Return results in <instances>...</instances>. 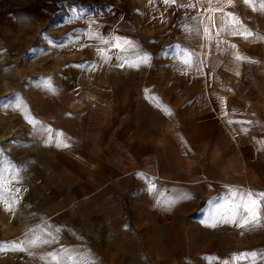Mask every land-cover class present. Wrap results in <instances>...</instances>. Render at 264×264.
Wrapping results in <instances>:
<instances>
[{
  "label": "crops",
  "instance_id": "crops-1",
  "mask_svg": "<svg viewBox=\"0 0 264 264\" xmlns=\"http://www.w3.org/2000/svg\"><path fill=\"white\" fill-rule=\"evenodd\" d=\"M253 33L247 40L232 35L238 40L236 51L220 74L205 56L200 67L182 64L173 71L183 80L172 102L167 89L153 102L156 91L129 86L119 96L94 97L78 112V123L62 103L63 112L44 119L53 132L36 141L25 176L16 183L15 214H25L21 221L32 227L46 223L59 241L79 251L83 246L73 241L94 238L97 245H107V253H136L138 239L144 244L157 230L182 262L190 254L191 264H209L205 257L228 255L232 248L239 253L264 250V220L247 228L205 223L228 187L264 192V81H245L264 74V32ZM236 53L249 60L235 59ZM219 75L239 81L224 89L212 80ZM205 78L208 84H203ZM170 110L177 111L172 118ZM57 132L70 146H56ZM49 135L52 142H46ZM150 181L155 192L148 190ZM181 194L190 199L171 207L157 203L162 196ZM147 253H152L150 242Z\"/></svg>",
  "mask_w": 264,
  "mask_h": 264
},
{
  "label": "rangeland",
  "instance_id": "rangeland-1",
  "mask_svg": "<svg viewBox=\"0 0 264 264\" xmlns=\"http://www.w3.org/2000/svg\"><path fill=\"white\" fill-rule=\"evenodd\" d=\"M185 4L194 5L201 14L187 20L188 24L178 26L180 18L175 7ZM217 9L235 13L252 32H264V12L253 11L244 0H233L232 4L228 0H175L167 4L163 0H0V148L5 164L10 162L21 169V177L25 176L24 169L29 165L33 147L45 134H38L26 116L45 125L44 119L63 112L62 103H66L64 111H73L71 116L78 123L81 116L78 112L94 103V97L104 100L112 92L119 96L129 86L140 89L148 86L156 91L152 95L153 102H159V92L167 89L168 100L172 102L183 80L176 78L173 72L183 64L181 47L199 54V59L205 56L204 60L213 69L220 70L217 72L220 74L229 66L230 54L236 51L232 45L238 40L220 31L223 13ZM186 24L194 33L191 37L186 36L190 33L185 31ZM200 26H204L206 49ZM89 31L105 37L127 38L138 45L141 54H149L151 60L137 67H120L122 61L117 57L135 59V50L123 53L112 48L111 60L105 63L97 49H107L108 45L89 39L86 36ZM209 34L217 41H208ZM201 65L194 61L192 68ZM252 72L250 70V74ZM49 78L57 90L55 93L43 86V81ZM207 80L203 79V84H208ZM212 80L224 89L239 81L236 77L221 75ZM255 80L264 81V74L245 81L250 84ZM117 87L120 90H116ZM176 112L168 111L170 117ZM252 113L258 114L257 111ZM16 185L15 182L11 185L13 191ZM24 219L25 214H15V206L12 211H6L0 204V264H45L41 257L67 247L57 239L58 242L51 245L30 249L31 254L11 250V242L23 239L33 228L30 223L21 221ZM160 233V230L152 232L153 236L144 244L138 239L135 247L138 252L132 254L107 253V245H97L94 238L78 239L73 244L83 246L80 252H91L96 264H191V255H184V258L189 256V260L186 257L182 262V256L170 251L173 247L168 249ZM148 242L152 253H147ZM236 250L232 248L228 255L218 257L226 259L239 253Z\"/></svg>",
  "mask_w": 264,
  "mask_h": 264
},
{
  "label": "snow or ice",
  "instance_id": "snow-or-ice-1",
  "mask_svg": "<svg viewBox=\"0 0 264 264\" xmlns=\"http://www.w3.org/2000/svg\"><path fill=\"white\" fill-rule=\"evenodd\" d=\"M165 4L174 3L175 0H163ZM229 4L233 3V0H228ZM244 3L252 8L253 11L264 12V0H244ZM194 6V5H191ZM223 13L222 17V27L220 31L227 32L230 35H240L245 40L249 37L255 35L251 29H248L243 25L239 16L232 12L224 13L223 9H217ZM229 18V19H225ZM185 31L191 32L192 29L185 27ZM89 39H97L100 45H108V48L98 47V54L101 56L102 60L107 63L111 60L109 51L112 48H117L120 52L128 53L130 50H135V59H129L125 56H118L117 59L122 61L119 66L124 67L125 65L129 67H137L139 64H146L151 60L149 54H141L138 45L133 41L111 35L105 37L100 35L98 32L89 31L86 33ZM212 40L213 37L209 34L207 37ZM264 40V36L260 37ZM236 48V45H232ZM181 62L187 66L192 67L194 61L197 65L202 64L203 61L199 59V54H194L192 50L186 48H180ZM235 59L241 61L249 60L248 57L236 53ZM239 75V73H237ZM43 86L47 91L55 93L57 90L52 84L51 79L43 81ZM227 114V113H225ZM26 119L36 128L38 134L42 133H52L53 130L43 124L42 121L30 116H26ZM229 123H239L241 125L253 124V121H229ZM241 131L247 132L248 129L242 127ZM53 137L48 136L46 142H52ZM55 143L57 147H68L70 146L67 142V138L62 132H57L55 137ZM0 204L5 206L6 211H12L13 207L18 204L17 194L19 189L12 190L11 185L15 183H20L22 177L20 175L21 169L13 166L10 162L5 164V157L2 148H0ZM149 192L156 191V184L154 182H149L148 184ZM190 199L187 194H181L177 197H161L157 199L158 204H163L168 207L176 204L180 200ZM264 192H254L252 190L241 189L239 187H228L227 195L223 197V203L208 216L205 223L210 226L215 227L218 223H230L237 227L247 228L249 225L260 226L261 221L264 220ZM59 228L55 229L58 233ZM58 242L57 236L49 229L46 223L38 224L33 228H30L28 232L24 234V238L19 241L11 242V250L31 252L30 249H36L44 245H51L52 243ZM45 261V264H96L94 257L91 252H80L78 249L71 247H61L53 252L48 253L45 257H41ZM209 261V264H257L258 260H264V250L233 253L230 258L221 259L219 257H205Z\"/></svg>",
  "mask_w": 264,
  "mask_h": 264
},
{
  "label": "built area",
  "instance_id": "built-area-1",
  "mask_svg": "<svg viewBox=\"0 0 264 264\" xmlns=\"http://www.w3.org/2000/svg\"><path fill=\"white\" fill-rule=\"evenodd\" d=\"M175 8L179 14L180 22L192 20L201 14V11L196 9L195 6H191V4L180 5Z\"/></svg>",
  "mask_w": 264,
  "mask_h": 264
}]
</instances>
